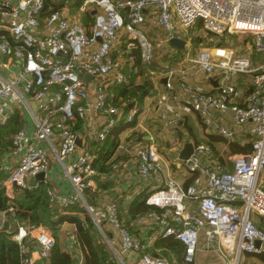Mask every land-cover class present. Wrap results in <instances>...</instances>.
<instances>
[{
    "label": "built area",
    "instance_id": "2783aa9c",
    "mask_svg": "<svg viewBox=\"0 0 264 264\" xmlns=\"http://www.w3.org/2000/svg\"><path fill=\"white\" fill-rule=\"evenodd\" d=\"M46 1L0 0V54L17 60L23 68L13 79L0 74V125L25 110L33 126L31 130L21 127L12 137V153L19 160L7 165V183L36 188L39 183L31 186L28 179L44 172L40 183L49 184L48 172L57 161L74 192L64 196L48 188L50 203L59 208L86 207L115 264H169L144 250L158 238L170 236L184 245V261L195 262L202 232L207 246L218 242L226 264H240L246 253H263L264 228L254 217H264V61L255 63L250 51L240 53L231 42L225 45L222 40L225 35L252 36L254 51L264 55V0H80L77 19L63 11L67 6L45 16ZM60 1L66 5L76 0ZM82 13L91 15L89 25L83 22ZM199 21L221 40L212 51L203 49L196 58L191 56L193 41L186 39L183 28H193ZM175 37L186 41L184 50L169 45ZM157 42L169 58L184 54V68L174 69L169 60L160 63L156 74L169 91L160 114L164 127L177 128L183 116L195 113L206 131L228 141H235L240 130L247 128L252 148L233 156V169L228 170L214 158L209 144H194V152L183 161L153 142L136 139L132 151L140 182L148 186L145 202L161 210L135 220L146 231L157 227L144 243L120 220L114 202L103 196L92 209L84 191L95 189L101 179L90 143L106 140L122 121L133 124L140 116L135 103L125 112L111 89L129 84L139 72L133 52H139L144 65L156 62ZM195 69L218 85L192 87ZM82 70L93 77L85 78ZM239 76L250 79L249 93L239 85ZM175 78L182 97L173 93ZM173 166L192 176V182L184 186ZM126 176L115 164L110 177ZM10 212L15 216L13 207ZM0 216L2 232L5 214L0 211ZM12 239L21 247V264H36L28 239L37 243L39 257L46 263L56 246L49 229L33 224H18Z\"/></svg>",
    "mask_w": 264,
    "mask_h": 264
},
{
    "label": "trees",
    "instance_id": "16d2710c",
    "mask_svg": "<svg viewBox=\"0 0 264 264\" xmlns=\"http://www.w3.org/2000/svg\"><path fill=\"white\" fill-rule=\"evenodd\" d=\"M63 6L64 1L58 0L54 2L47 0L44 15L48 16L53 11H61ZM91 21L92 18L88 16V14L83 17V22L85 24L89 25ZM133 56L136 59L139 72L132 75L129 84H119L111 89L116 102H118L119 106L123 107L125 112L128 111L131 103L137 104L140 108V112L143 110L146 98L150 95V89L154 88V82L149 71L159 70L160 67V63L157 61L148 65L142 64L139 52L137 51L133 52ZM252 58L255 63L263 62L264 55L262 54V57H260L258 52H254ZM142 75H145V79L142 78L141 80ZM187 118V115L183 116L179 123L180 127H183L185 124L186 126L183 128L187 127ZM135 124L136 122L127 124L125 121H122L106 140L91 143L92 149L91 147L90 149L97 155L93 165L100 174H109L114 170V165L117 164V162H111V159L119 146L120 134ZM23 125L24 116L21 112H17L6 125H0V149H6L12 144V137ZM204 136V139L200 138L198 134L191 129L188 133H179L178 137L180 140H184L187 137L194 142V144H209L213 150V154H216L215 157L217 156L216 160L225 165L228 170L233 169V162H228V159L231 160L233 156L238 154L249 153L252 148L251 143L241 145L237 141H228L218 134H204ZM219 145L225 146V150L219 151ZM225 154L228 156L227 159L225 158ZM2 178L3 175H0V181ZM99 181L95 189L88 188L84 191L85 199L92 209L98 206L103 196H109V192H107L106 189L111 190L114 186V183L111 181ZM13 186L17 192L12 198L7 194L5 188L0 189V211L5 214V220L9 224V227L4 228L2 232H0V264H21L23 258L21 247L12 239L13 235L17 232L18 224L27 226L33 224L46 227L50 230L51 234L56 239V246L51 251L47 263L74 264L72 254L63 250L59 241L63 224L66 222L73 223L76 226V244H78V247L84 254L82 264H115L112 259V251L104 235L86 207L75 205L68 208H54L49 200L48 185L44 182L32 189H23L16 185ZM146 196L147 191L141 192L136 195L129 204L123 199L113 200L110 197L111 201L114 202L117 207L120 220L136 238L138 237L135 234V230L140 231L141 225L135 222V220L148 212H161L158 207L148 205L145 202ZM11 207L14 208L15 216H12L10 212ZM156 228L148 231L146 237L154 233ZM146 237L140 240L147 243ZM144 251L149 253L152 257L165 259L168 263L172 260H176L178 264H195V262L187 263L184 261V245L174 236L166 238L160 237L149 247H146ZM245 256H247L246 258L249 260L250 258H257L264 264V252L260 254L246 253Z\"/></svg>",
    "mask_w": 264,
    "mask_h": 264
},
{
    "label": "crops",
    "instance_id": "0c3cea01",
    "mask_svg": "<svg viewBox=\"0 0 264 264\" xmlns=\"http://www.w3.org/2000/svg\"><path fill=\"white\" fill-rule=\"evenodd\" d=\"M22 69L23 68L20 62L0 54V74L2 76L9 79H13L15 75ZM151 78L153 82L154 80H156V82H154V92L153 93L151 92L150 95L146 98L144 108L140 112V116L138 117L136 124L132 127H129L120 134L119 146L111 159V162L114 163L117 162V164L121 166V168L125 171L127 178H121V179L117 177L112 178L110 177L111 173L100 174L101 181L108 180L114 183V186L111 188V190L106 189V191L109 192V196L106 195L105 196L110 201H111L110 199L111 197L113 200L123 199L125 200V202H128L127 204H129L130 202L133 201L136 195L144 191L149 192L148 186L144 187V185L140 182V178L137 171V157L136 154L133 153L132 151V143L136 139L144 140L145 143L153 142L161 148L162 146H164L166 148L165 151L169 150V152H173V154L170 153L167 154H170L172 156H177V155L179 156L181 150L185 145V142L189 140V138L186 137L184 140H182V142L180 140L177 144L176 143L170 144V142L164 140V136H165L164 133L166 135H168L169 133L170 134L174 133L175 136H179V133L185 134L188 133L189 130L193 129L195 133H197L198 136L202 139L205 138L204 134H214L206 131L205 127L203 126L201 118L198 117L199 115L197 116V114L195 113L187 115L188 123H187V127H185L186 129L183 128L184 126H186L185 124L183 125V127L178 126L177 128H173L172 130H168L165 128L166 129L165 130L163 126H161L162 123L160 122L159 118H160V114L164 110L166 98L169 94V91L167 90L165 81L163 79L160 78L158 79V77L155 74ZM190 80L195 85L203 84L206 85L207 87L210 86V82L207 79V76L203 72L200 73L198 72V77L193 76L192 79L190 78ZM238 83L240 86H242V88L244 89V91H246V93H249V91L252 88V85L250 79L247 76H239ZM213 86L216 87L215 85ZM173 93L179 97H182L184 95V92L180 89L178 85H175ZM17 112H21L24 116L23 127H27L29 130H31L33 126H32V119L29 113L25 110H19ZM17 112L14 115H16ZM196 118H198V120H196ZM240 131L241 132L238 134L235 141H237L241 145L251 143L250 141L251 135L248 132V129L244 128L243 130ZM174 135H171L172 140H174L175 137ZM80 142L81 143L79 144V146L82 145L81 138H80ZM91 143H90V147L92 149ZM222 150L223 151L225 150V146L219 145V151ZM215 155L214 158L217 159L216 158L217 156L215 157ZM18 160H19V156L14 155L12 153V144L6 149H0V175H3V178L0 181V189L5 188L7 194L11 198L14 197V195H16L15 193L17 191L16 189H14L13 185L7 183L8 173L6 171V167L7 165L17 164ZM173 170L176 174V177L184 186H187L189 183L192 182V176L187 174V172H185L180 167L173 166ZM112 172H114V170ZM48 175L50 178V182L49 184H47L48 188H54L58 194L64 196H71L73 194L74 188L72 182L69 179V177L66 175L62 166L57 161L52 162ZM262 179L264 184V175ZM28 183L31 186H33L38 183L40 184V181L37 180L36 177H34V178H29ZM124 186L126 187V189L123 188ZM151 188L152 185L150 184V191ZM112 192H116L117 195L114 197L112 195ZM2 219L3 217L0 216V220ZM254 219L256 220V223L258 222L260 224V226H264V217L255 216ZM5 224H6L5 228L9 227L7 221ZM147 232L148 231L142 228H140V231L135 230L136 236L141 240L145 239ZM75 235H76V226L73 223L66 222L63 224L62 231L59 236V241L62 249L72 254V257L74 258V264H82L84 260V254L78 247V244H73ZM28 244H29V251L36 259V264H49L40 259L38 254L39 248L34 240L28 239ZM250 260H251L249 262L250 264H254V263L263 264L257 258H250ZM226 262H227L226 258L224 257L222 251L219 250L218 242H216V244L212 245L211 247L207 246L205 233L202 232L200 234L199 249L196 254L195 263L226 264Z\"/></svg>",
    "mask_w": 264,
    "mask_h": 264
},
{
    "label": "rangeland",
    "instance_id": "374dc122",
    "mask_svg": "<svg viewBox=\"0 0 264 264\" xmlns=\"http://www.w3.org/2000/svg\"><path fill=\"white\" fill-rule=\"evenodd\" d=\"M78 3H79V1L76 0L74 2H71V3L66 4L65 6H67V8H64L63 11L70 18H73V19L79 18L80 17V9H79V4ZM82 15H83V17L87 16L86 13H82ZM88 16L91 17V15H88ZM183 32L184 33H188V35L186 36V39L187 40L191 39L193 41L192 42L193 45L191 47V50H192L191 56L196 57V58L200 54V51L203 50V49H207L209 51H212L213 48L215 47V45L217 44V42L219 40H221L220 37H217L214 34L208 33L203 28V25L200 23V21L193 28H183ZM222 41L224 42L225 45L227 44V41L229 43L231 42V47L234 48V49H238V52L240 51V53H248L247 51H250V54H253L255 52L254 51V39H253L252 36H245V35H225V38ZM157 43H158V53L156 55V61L157 62L164 63V62H169V60H170L173 63V68L174 69L181 70V68H184L182 66V64H183L182 61L183 60L181 61V59H183V57H184V54H179V56L177 57V59H174L172 57L169 58L168 56L163 55V54H165L164 53V48L159 45V42H157ZM247 47H249V49ZM259 56L262 57V54L259 53ZM153 71L155 72V75L158 73V70L157 69L156 70H153ZM198 71H199L198 69H195V73L193 74L195 77H198ZM200 72H202V71H199V73ZM150 76L152 77L153 75L151 74ZM142 78L145 79V75H142L141 76V80H142ZM177 79L178 78H175V80H174V84L175 85H177ZM154 82H156V80H154ZM192 87H195V85L192 84ZM151 92L152 93L154 92V88L153 89L152 88L150 89V93ZM159 119H160V122L162 123L161 126H163V128L165 129L164 124H163V121L161 120V117ZM196 120H198V118H196ZM196 122H199V121H196ZM166 129H168V128H166ZM168 130H170V129H168ZM184 133H185V131H184ZM164 135H165L164 136V140L170 142V144H175V143L177 144L180 141V139L178 138V136H175L174 133L173 134H170L169 133L168 135H166L164 133ZM171 135H174L177 139L174 137V140H172ZM181 142H182V140H181ZM162 148L166 150V148L164 146H162ZM166 153L173 154V152H169V150L166 151ZM227 157L228 156H226V154H225V158L226 159H227ZM231 160H232V158H231ZM231 160L228 159V162L231 163L232 162ZM257 224L260 226V224L258 222H257ZM260 227H263L264 228V226H260ZM245 255L246 254H243L241 256V258H240V264H250L249 262L251 260H249L248 258H246L247 256H245ZM244 256H245V258H244ZM169 263L170 264H178V261L172 260ZM195 264H197V263H195Z\"/></svg>",
    "mask_w": 264,
    "mask_h": 264
},
{
    "label": "water",
    "instance_id": "95a60500",
    "mask_svg": "<svg viewBox=\"0 0 264 264\" xmlns=\"http://www.w3.org/2000/svg\"><path fill=\"white\" fill-rule=\"evenodd\" d=\"M169 45L175 50H184L185 49V45H186V41L184 39H180V38L175 37V38L170 39ZM82 74L87 79H91L93 77L92 75L86 73L84 70H82ZM210 82L213 85H215V86L218 85V81L214 80L212 78L210 79ZM80 143H81L80 139H78V144H80ZM193 152H194V143L191 140H187L185 142V145H184L183 149L181 150V152L179 154V158L181 160H183V161H186L187 159H189V157L192 155ZM44 176H45L44 172L39 173L36 176V179L39 180V181H42L44 179ZM123 188L126 189L125 186ZM112 195L115 197L117 195V193L116 192H112ZM53 206L56 209L59 208V206L57 204H54ZM260 245H261L260 241H257L256 242V247L259 248Z\"/></svg>",
    "mask_w": 264,
    "mask_h": 264
}]
</instances>
